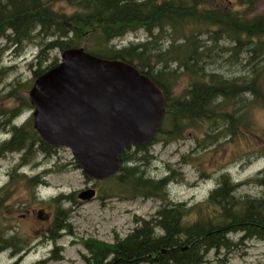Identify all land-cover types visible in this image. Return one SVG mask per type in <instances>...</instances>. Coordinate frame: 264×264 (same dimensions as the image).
Segmentation results:
<instances>
[{"label": "trees", "instance_id": "obj_1", "mask_svg": "<svg viewBox=\"0 0 264 264\" xmlns=\"http://www.w3.org/2000/svg\"><path fill=\"white\" fill-rule=\"evenodd\" d=\"M254 4L255 0H0V40L5 41L0 43V85L8 74L9 68L2 62L10 48L16 53L29 45L37 48L30 64L37 78L60 61L51 57L52 51L85 47L97 56L135 65L165 94L166 118L156 137L150 144L124 151L119 172L103 180L113 182L103 199L109 194L152 198L160 201L158 209L150 218L135 217L132 230L125 237L117 234L113 243L84 240L86 264H206L211 250L231 251L238 244L229 238L231 234L240 233L241 242L264 241V176L256 179L263 189L260 196H239L241 184L223 172L205 200L187 206L170 199L167 189L174 175L148 177L144 157H137L164 133L179 139L188 128L204 127L206 138L215 140L212 131L223 120L230 134L237 136L244 119L240 111L252 105L264 107V14L252 16ZM141 30L146 33L144 41L121 48L113 43ZM169 31L170 45H158ZM224 40L230 46H224ZM221 60L241 65L242 74L231 78L208 70V64ZM182 74L188 85L172 98L171 90ZM29 86L23 87L27 91ZM21 87L19 84L7 94L17 97L20 106L6 115L0 112V124L14 130L11 139L0 144V155L23 152L10 182L0 187V214L16 177L36 199L35 187L44 184L41 176L28 177L17 171L29 163L28 156L48 155L54 149L41 139L32 117L21 126L14 124L24 107H32L29 96L19 98ZM72 200L76 201L74 195L68 194L51 200L55 212L43 234L46 239L57 243L63 231H71L70 210L63 207V201ZM10 231L13 234L8 236ZM13 240H19L17 232L4 226L0 217V253L14 247L12 255L19 257L13 264H20V254L29 243L18 247ZM62 250L55 245L50 259L37 264L60 260Z\"/></svg>", "mask_w": 264, "mask_h": 264}, {"label": "rangeland", "instance_id": "obj_2", "mask_svg": "<svg viewBox=\"0 0 264 264\" xmlns=\"http://www.w3.org/2000/svg\"><path fill=\"white\" fill-rule=\"evenodd\" d=\"M259 14H264V0H255L251 15ZM145 39L146 33L141 30L138 33L130 32L113 43L121 48L130 42ZM171 39L169 31L165 40H159L157 43L167 47ZM0 43L3 44L4 40H0ZM221 43L224 46L231 44L229 40ZM37 51V48L27 46L22 52L10 51L5 54L2 65L9 70L0 85V112L5 114L20 106L17 97L7 96L13 87L22 85L19 98L29 96L36 79L35 67L30 64ZM244 56L245 54L242 55ZM51 57L60 59L61 52L54 50ZM207 68L209 71L217 70L225 77L232 78L242 74V66L235 65L234 62L221 60L212 65L208 64ZM187 85L185 74L177 77L171 97L180 96ZM23 86H29L27 91ZM244 98L250 100L248 95ZM33 109V106L24 107L14 124L21 126L33 118ZM228 110H231V107ZM240 114L244 119L237 136L230 134L224 120L212 131L217 139L211 141L206 138L204 127L188 128L179 139L161 134V139L151 144L146 152L137 154L139 158L144 157L146 175L154 179L163 178L168 174L174 175L175 179L169 183L167 189L170 199L184 202L187 206L205 200L216 187L217 179L223 172H228L235 183L241 184L237 195L260 196L263 189L256 179L264 176V107L252 105L250 109H242ZM246 128L248 129L245 130ZM10 131L9 125L0 124V144L12 137ZM245 134L251 137V140ZM22 156L23 152L0 155V187L10 182L14 169L22 161ZM28 159L29 163L20 167L18 174L23 173L28 177L39 175L44 184L39 188L35 187L34 200L23 180L16 177L0 214L4 226L12 227L18 234L19 240H13L15 245L21 247L26 241L29 243L28 248L20 254V264H37L50 259L55 245L63 248L60 253L62 258L49 260L47 264H86L82 257L87 254L84 240L96 238L113 243L117 234L125 237L132 230L135 217L150 218L160 204L157 199H131L114 194H109L103 199L105 192H110L113 188V182L90 180L77 165L72 151L66 147L54 148L48 155L39 152L35 157L28 156ZM89 187L97 190V196L94 200L82 202L78 194ZM60 194L74 195L76 201H63V207L70 210L71 231H63L55 243L46 239L43 234L54 218L55 203L51 200ZM11 234L12 231L8 236ZM240 236V233L229 235V238L238 244L231 251L211 250L206 264H264V241L251 239L241 242ZM13 250L14 247H9L0 253V264H13L18 259L19 256L12 255Z\"/></svg>", "mask_w": 264, "mask_h": 264}, {"label": "water", "instance_id": "obj_3", "mask_svg": "<svg viewBox=\"0 0 264 264\" xmlns=\"http://www.w3.org/2000/svg\"><path fill=\"white\" fill-rule=\"evenodd\" d=\"M33 124L41 139L66 147L91 180L120 170V155L150 144L166 113V98L152 78L135 65L74 47L57 65L39 75L30 91ZM89 187L78 194L94 200Z\"/></svg>", "mask_w": 264, "mask_h": 264}, {"label": "bare ground", "instance_id": "obj_4", "mask_svg": "<svg viewBox=\"0 0 264 264\" xmlns=\"http://www.w3.org/2000/svg\"><path fill=\"white\" fill-rule=\"evenodd\" d=\"M1 40H3V39H1ZM4 42H5V41H4ZM29 46L34 47L33 45H29ZM9 50H10V51H14L12 48H10ZM10 51H9V52H10ZM15 125H17V124H15Z\"/></svg>", "mask_w": 264, "mask_h": 264}, {"label": "flooded vegetation", "instance_id": "obj_5", "mask_svg": "<svg viewBox=\"0 0 264 264\" xmlns=\"http://www.w3.org/2000/svg\"><path fill=\"white\" fill-rule=\"evenodd\" d=\"M13 131H14L13 129L10 131V134H11V135H13ZM10 139H11V138H10Z\"/></svg>", "mask_w": 264, "mask_h": 264}]
</instances>
